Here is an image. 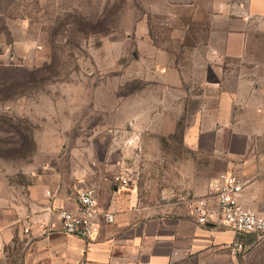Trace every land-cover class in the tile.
Returning a JSON list of instances; mask_svg holds the SVG:
<instances>
[{
	"label": "rangeland",
	"instance_id": "obj_1",
	"mask_svg": "<svg viewBox=\"0 0 264 264\" xmlns=\"http://www.w3.org/2000/svg\"><path fill=\"white\" fill-rule=\"evenodd\" d=\"M209 9V0H0V195L5 184L15 195L37 180L75 191L123 173L139 204L186 207L225 170L217 153L184 143L204 104L193 95L216 77L195 48ZM74 236L24 233L0 264H85ZM221 248L202 264H264V238L236 257Z\"/></svg>",
	"mask_w": 264,
	"mask_h": 264
},
{
	"label": "crops",
	"instance_id": "obj_2",
	"mask_svg": "<svg viewBox=\"0 0 264 264\" xmlns=\"http://www.w3.org/2000/svg\"><path fill=\"white\" fill-rule=\"evenodd\" d=\"M209 8L203 30L206 37L195 48L198 51L200 46L205 52L199 55L200 61L208 57L213 63L216 77L203 88L209 93L199 90L193 95L204 104L186 128L184 143L224 158L222 172L234 173L245 181L240 203L260 211L264 209V0H209ZM173 77L181 95V80L178 75ZM78 183L80 186L72 191L66 181L48 189L37 180L25 194L16 195L8 184L3 185L0 262L7 246L24 233L34 238H51L57 233L60 210L76 208L81 186L93 187L98 210L114 215L113 222L100 221V231L93 239L86 241L77 236L85 264H202L204 254L216 257L221 247L233 240L244 242L238 255L248 253L263 240L240 235L219 223H198L190 212L193 199L186 207L157 212L139 204L135 195L125 191L128 184L113 183L104 177ZM210 183L196 197L208 194ZM211 205L214 207L213 201ZM25 228L29 231L25 232Z\"/></svg>",
	"mask_w": 264,
	"mask_h": 264
},
{
	"label": "built area",
	"instance_id": "obj_3",
	"mask_svg": "<svg viewBox=\"0 0 264 264\" xmlns=\"http://www.w3.org/2000/svg\"><path fill=\"white\" fill-rule=\"evenodd\" d=\"M116 183L128 184L122 175L114 177ZM245 181L234 173L221 172L211 181L208 194L195 197L191 204V214L200 224L219 223L232 228L240 235H254L257 240L264 238V209L260 211L244 207L239 201ZM75 209H61L60 229L86 240L93 239L100 231V221L113 222L114 215L98 210L96 191L91 186H81L76 195ZM214 202V207L211 205ZM25 232L29 228L24 229ZM233 255L244 249V242L233 240L224 244Z\"/></svg>",
	"mask_w": 264,
	"mask_h": 264
}]
</instances>
